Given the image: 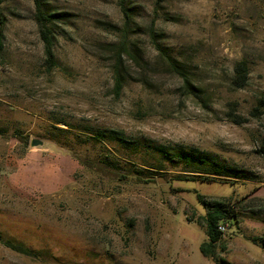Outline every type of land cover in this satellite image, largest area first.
Returning <instances> with one entry per match:
<instances>
[{
	"label": "rangeland",
	"instance_id": "obj_1",
	"mask_svg": "<svg viewBox=\"0 0 264 264\" xmlns=\"http://www.w3.org/2000/svg\"><path fill=\"white\" fill-rule=\"evenodd\" d=\"M41 7L53 16L52 64L34 1L0 0V235L35 252L0 242V264L261 262L249 235L264 232V0ZM107 129L137 153L95 135ZM146 143L191 147L245 175L200 178ZM199 197L226 202L238 218L226 220L212 258L201 250Z\"/></svg>",
	"mask_w": 264,
	"mask_h": 264
},
{
	"label": "trees",
	"instance_id": "obj_2",
	"mask_svg": "<svg viewBox=\"0 0 264 264\" xmlns=\"http://www.w3.org/2000/svg\"><path fill=\"white\" fill-rule=\"evenodd\" d=\"M34 1V8H35V19L38 25V31L40 38L43 43V54L45 57V60L49 63H53V52H52V29L46 24L48 22H51L52 20V13H46L41 7V0H33ZM2 27H3V20L0 17V40L3 36L2 33ZM166 65L169 67L179 70L178 63L175 62L173 59H167ZM242 62L238 63L235 67L237 74V78L241 79L243 76V73L241 72L243 70ZM184 79V88L188 89L189 82L188 80L183 77ZM114 88L115 90L120 85L119 80V74L115 71V79H114ZM259 107L262 108V111L264 112V94L259 99ZM95 135L105 137L106 139L112 140L117 142L122 147H127L129 150V153L136 154L137 150L135 149V142L133 143L132 140L125 139L123 136V132L121 130H115V129H107V130H97L95 132ZM94 137V136H92ZM18 138H21L20 135H18ZM25 141V139H23ZM147 146L155 149L159 153H161V156L164 157L165 160H170L174 162H183L185 164V169H182L183 171H191V175H200L202 177L207 179V173H213V175H226L231 177H244V173L240 171L239 169L235 168L234 166H227V165H220L216 160L211 159L207 156H203L200 152L196 151L195 149L191 147H184V146H177L176 148H173L172 150H168V148L164 145L159 144H151L146 143ZM83 163L86 166L93 167L95 171L98 169V165L92 164L90 160H83ZM110 168V167H108ZM111 169V168H110ZM209 170V171H208ZM113 174H119L117 170H113ZM136 175L139 174V170L134 169H126L125 175ZM199 199L203 203V215L202 220L205 227V233L207 236V241H204L201 244V250L207 254L211 255V258L214 257L213 254V248L215 246V243L222 237V233L217 229V223L220 221H226L229 217L236 218V214L226 202L222 200H215V199H203L199 197ZM262 217V225L264 228V208L261 212ZM254 240L258 241L259 244L264 249V232L261 235H258L256 237H252ZM0 242L4 245L9 247L10 249L17 251L19 253H23L26 255H34V250L31 248L23 245L20 242H16L11 240L10 238H3L0 235ZM218 262L220 264H227L226 261L222 257H218Z\"/></svg>",
	"mask_w": 264,
	"mask_h": 264
},
{
	"label": "built area",
	"instance_id": "obj_3",
	"mask_svg": "<svg viewBox=\"0 0 264 264\" xmlns=\"http://www.w3.org/2000/svg\"><path fill=\"white\" fill-rule=\"evenodd\" d=\"M227 227V222L226 221H220L217 223V229L221 232L224 233Z\"/></svg>",
	"mask_w": 264,
	"mask_h": 264
},
{
	"label": "water",
	"instance_id": "obj_4",
	"mask_svg": "<svg viewBox=\"0 0 264 264\" xmlns=\"http://www.w3.org/2000/svg\"><path fill=\"white\" fill-rule=\"evenodd\" d=\"M30 145H39L41 144V139L40 138H36V137H32L29 141Z\"/></svg>",
	"mask_w": 264,
	"mask_h": 264
},
{
	"label": "crops",
	"instance_id": "obj_5",
	"mask_svg": "<svg viewBox=\"0 0 264 264\" xmlns=\"http://www.w3.org/2000/svg\"><path fill=\"white\" fill-rule=\"evenodd\" d=\"M235 219L237 220L238 218H235ZM256 236H258V235H255V234H250V235H249L250 238H252V237H256ZM262 255H263V259H262V261L259 262L258 264H264V253H263Z\"/></svg>",
	"mask_w": 264,
	"mask_h": 264
}]
</instances>
